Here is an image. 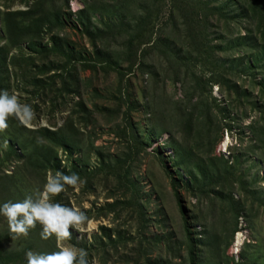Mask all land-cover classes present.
<instances>
[{
	"label": "rangeland",
	"instance_id": "374dc122",
	"mask_svg": "<svg viewBox=\"0 0 264 264\" xmlns=\"http://www.w3.org/2000/svg\"><path fill=\"white\" fill-rule=\"evenodd\" d=\"M202 1L218 7L223 5L222 9L237 17H248L243 10L246 5L243 0ZM45 2L48 14L52 13L53 7L61 16L58 17L60 21L50 17L37 43L49 50L56 46L60 48V53H52L51 65L59 67L58 74L63 79L69 80L74 76L79 90H75V96H65L62 101L64 106H59L58 112L53 115L50 114L54 107L51 100L54 101L55 96L42 97L38 100L40 103L32 105L35 107L36 104L38 109L34 111L31 107V122L27 125L19 123L29 131L27 136L31 140L37 130L46 128L65 132L64 128L72 125L73 131L69 134L73 147L70 155L60 150L55 152L57 170L48 173L44 182L40 177L28 174L23 163L0 164V204L6 200L20 202L26 196L43 191L50 174L76 173L82 183L66 185L60 200L56 195L50 197V202L77 209L85 213L88 220L78 231L70 227L71 237L61 239L55 235L43 236L39 223L30 228L24 237L11 233L6 218L0 216V251L14 252V245L20 255L22 253V259H19L14 253L7 252L5 256L9 261L3 259L0 264H27L28 252L50 254L66 247H72L77 252L83 249L89 264H192L191 257L196 249L201 257L200 264H246L251 258L259 257L264 262V207L252 212L250 226L246 225L243 213L238 233L232 238V221H229L232 228H226L229 222L224 226L225 221L219 219L220 209L214 219L211 209L215 204L210 207L203 188L198 189L196 184L190 183L197 180L202 184L206 182L203 178L207 174L203 158L224 157L229 167H235L245 179L250 178L247 182L251 180L253 190L258 193L255 201L264 205V182L261 181L264 178V152L254 148L258 147L257 142L264 145V132L253 135L255 129L264 127V110L260 109L258 98L261 96L260 89L254 85L264 78V62L255 63V55L264 49V42L255 25L244 19L240 30L229 34L225 28L235 24L219 23L215 14L208 15L209 23L206 19L203 22L202 15L197 17L202 20L194 26L200 30L192 38L189 16L181 18L178 9H173L176 4L173 0H69L68 11L65 10L64 0ZM6 3L0 1V12H24L33 5L32 1L28 2V7L24 2ZM145 3L147 5L142 6ZM75 5L82 7L74 10ZM83 11L85 14L81 15V22L77 15ZM172 15L175 16L174 22H170ZM143 20L146 22L141 24ZM122 23L125 26L130 24L131 29L122 33L125 29ZM137 25L136 35L139 38L135 51H143L155 41H165L173 43L177 53H182L184 61L191 57L187 66L183 64L180 70L176 68L178 80L173 72L176 60L170 58L167 61L164 44L160 43L152 49L148 58L154 69L150 78L140 72L137 63L130 64L120 53L127 41L124 36L133 32ZM246 30L250 35L246 34ZM98 33L107 35L108 41L104 42V47L98 48L100 53L96 54L94 43ZM204 35L211 40L208 44L217 47V50L205 54L198 50L205 42L202 41ZM0 45H5L1 27ZM20 50L28 56V43L14 49L9 57L17 55ZM191 74L196 75V79ZM53 76L54 73L51 74ZM11 77L8 94L15 95L19 103L30 106V95L34 90L26 87L28 80L22 79V74L18 77L11 74ZM49 79L42 80L49 82ZM50 82L53 84L52 80ZM199 82L202 84L199 88L205 95L212 88L211 97L217 99L223 109L228 108L226 112L212 110L213 128L222 129L220 133L223 135L213 147L199 146L192 138L195 134H190L181 122L188 112L187 106H194L198 99L195 89ZM55 86L61 89L62 82L56 81ZM190 92L192 97H188ZM242 96L244 98L240 101ZM36 99L37 95H33V102H37ZM79 103L86 108L85 113L77 108ZM210 103L213 104L211 99ZM250 103L257 107H251ZM193 120L196 122V117ZM149 125L154 131L153 136L144 137L149 136L146 134ZM11 127L13 130L20 129L18 126ZM7 128H10L8 123L0 130V135ZM137 128L143 135L141 147L130 140L138 135ZM7 135L0 137V160L2 158L4 162L11 161ZM23 140H27L24 135ZM178 149L184 158L174 162L170 158L177 157ZM235 157L239 159L238 164ZM124 161L125 164H121ZM127 169L133 175L124 178ZM19 173L22 182L14 188H6L5 178ZM179 178L182 184L176 181ZM225 178L231 189L236 188L234 180ZM128 180L143 190V217L133 204L132 195H126L123 189H119ZM185 180H188L186 184ZM134 185L130 186L132 190ZM235 199L240 200L237 194ZM33 228L37 230L33 232ZM24 241L33 247L23 253ZM245 242L252 243V246L260 245L255 246L260 253L245 248Z\"/></svg>",
	"mask_w": 264,
	"mask_h": 264
},
{
	"label": "trees",
	"instance_id": "16d2710c",
	"mask_svg": "<svg viewBox=\"0 0 264 264\" xmlns=\"http://www.w3.org/2000/svg\"><path fill=\"white\" fill-rule=\"evenodd\" d=\"M3 2H7L6 4L12 5L16 2L22 3L24 2L25 5L28 7V2L32 1L33 5L32 7L28 8L27 11H17V12H7L3 11L0 12V27L2 29V33H4V40L5 45H0V91H6L9 92V83L12 79L11 74L18 77L19 74H22V79L25 78L28 81H26L25 85L27 88L34 90L30 97L31 100L29 101L30 107L34 103H40L38 101L42 97H49V96H55L54 101L51 100V104L54 105V107L50 110V114L53 115L56 111L58 112L59 106H64L65 96H75V90H79L76 86V82L74 81V76H71L69 80L63 79V76H61L59 73V67L55 66L54 64L51 65V55L54 52L60 53V48L56 46L54 49L49 50L48 48L42 47L37 43V41H40L44 29L49 24L50 17L54 20H58V17L61 16V14L51 7L52 13L48 14L46 6L47 3L46 0H0ZM27 1V2H26ZM174 3H176L173 6V9H178L179 13L181 14V18H187L189 16V27L191 34L190 36L192 38H195L193 34H197L196 32H199V27H194L195 24L203 19V22H205V19L208 22V15L209 14H215L218 16L219 23L225 22L228 24H235L234 27H226L225 31L229 34H235L233 33L236 29L240 30V24L241 22L246 19V22H249L251 24H254L256 27V30L259 35H262V42H264V0H243V2L246 4L243 6V10H245L246 13H248V17L241 15L236 16V14L231 13L229 10L222 9L221 5L218 7V5H212L204 3L202 0H180L176 2V0H173ZM64 7L65 10L68 11L69 7V0H64ZM4 5V7L6 6ZM180 6H178V5ZM147 5L142 4V6ZM5 8L8 9V6ZM224 8V6H223ZM150 12H148L149 14ZM85 12H81L77 15V17H80V21H82L81 15H84ZM202 19H199L197 17L202 16ZM148 21V20H147ZM175 21V16L172 15V19L170 22ZM146 20L141 21V24L145 23ZM57 23V22H56ZM209 23V22H208ZM58 24V23H57ZM125 27L124 30H122V33H124L125 30L131 29V25L128 24L125 26L124 23H122ZM121 24V26H122ZM139 24V25H141ZM139 25L135 27L133 32L129 33L128 36H124L122 34V37H126L127 41L123 44V47L121 49V54L124 58H127L131 63H137L139 70L142 74H148L149 78L152 76V70H154L151 65L149 64L148 58L151 55L152 49L158 47V44H164L166 47V51H164L167 61L170 58H173L176 60L174 63V69L173 72L176 74V68L180 70L183 64L187 66L190 63L191 57H187V59L184 61L182 59V53L179 55L177 53V48L173 46V43H168L165 41H155L152 46L147 47V49H144L143 51H135V44L137 42V39L139 38L136 35V29L139 28ZM211 27V26H210ZM213 27V26H212ZM86 33H88L86 31ZM246 34L250 35V32L246 30ZM97 41L94 43V48L96 54H99L98 48L104 47V42H107L106 39L108 36L104 35L102 36L101 33H98L96 35ZM202 41H205L202 45H200V48L198 50H201L203 54L207 52H213L215 49L217 50V47H212L208 43H211V40L208 36L204 35ZM23 43H28V56L23 55V50H20L17 55L9 57L10 52H12L14 49L19 48V46ZM154 46V47H153ZM153 47V48H152ZM139 49V48H138ZM108 51V50H107ZM204 51V52H203ZM260 54H256L255 56V63L261 64L264 62V49H260ZM63 56V55H62ZM66 58V56H63ZM169 57V58H168ZM111 60V59H108ZM183 66V67H185ZM85 70L88 69V67H84ZM251 69V67H249ZM254 69V67H253ZM188 71V69L186 70ZM54 73V76L51 77V74ZM191 77L196 79V75L191 74ZM43 78H50L49 82H43ZM175 78H177V74L175 75ZM50 80L53 81L50 82ZM56 81H61L62 86L61 89L58 90L57 86H55ZM199 80H197L198 82ZM55 82V84H54ZM24 85V83H23ZM254 85H257L260 89V95L258 98L260 99V109L264 110V78H262L261 82L258 84L255 83ZM202 86L201 82L198 84V88L195 89L196 93L198 92V99L195 102V105L192 107L187 106V114L183 115L182 126L189 131L190 134H195V136H191L197 142L200 144L199 146L205 148V146H211L217 145L218 141H221L223 138V135L220 133L221 130L213 128L214 119L211 117L213 114V109L222 110L221 112H226L228 109H223L217 101V99L211 97V89L210 91L205 95L204 92L201 91L199 88ZM231 89V88H229ZM33 95H37V102H33ZM193 95L188 93V97H192ZM244 96L240 98V101H242ZM213 102V104L210 103ZM46 102H44L45 104ZM250 106L255 108L257 107L256 104L250 103ZM59 107V108H58ZM58 108V109H57ZM77 108H80L83 113H85L86 108L83 104L79 103L77 105ZM32 109L35 111L37 108L36 104L35 107H32ZM196 113L198 115H196ZM193 117H196V122L193 120ZM264 117V116H263ZM7 123L10 124V128L5 129L4 134L0 135V137H3L6 133L8 135L5 137L8 142V147L10 149L11 154V161H3L2 158L0 160L1 166L4 164H11L13 162L15 163H23L26 172L34 177H40L41 181H45V177L48 173L53 172V170H57L58 165H56V155L55 152L57 150L62 151L66 155H70L73 147L72 143V136H70V131L72 130V125L69 127L66 126L64 129H66L65 132H62V130H59L57 132L52 131L51 129H40L35 131L34 135L35 137L33 140H31L27 136V131L23 125L19 123L18 120H16L13 117H9L7 119ZM262 123H264V118L262 119ZM18 126L20 129L13 130L11 126ZM221 128V127H220ZM63 129V130H64ZM11 130V131H10ZM13 130V131H12ZM138 135L131 137L132 144L137 145L141 147L143 144V135L141 134V131L139 128ZM263 131L264 127L261 126L257 130L255 129L253 131V135H255L257 132ZM14 133L11 135V133ZM154 131L150 129V125L148 126V130L146 131V134H149V136L144 137H152ZM23 135L27 137V140H23ZM221 135V136H220ZM186 136V135H185ZM258 147H255V149L260 150L261 152H264V145L259 144L257 142ZM17 148V150H16ZM20 152V153H19ZM22 154V155H21ZM24 154V155H23ZM177 157L170 158L174 162L177 160L182 161L184 158V155L181 150L178 149ZM201 156V155H199ZM140 154H138V158L140 159ZM202 157V156H201ZM177 158V159H176ZM203 158V157H202ZM204 159V165L206 166L204 169L207 170L206 176L203 178L206 182L203 181V184L197 180L196 183L190 181L191 185H195L198 189L203 188L204 197L206 200L210 202V207H212L213 204H215L211 209V215L215 219V213H217L219 210L220 216L219 219L222 221H225L224 226H226V222L232 221L233 224V230H232V238L238 233V227H239V220L242 218L243 213L246 215V225L250 226L252 224V216L254 211H258V208L261 209L264 207V205H260V202L255 201L257 199V194L254 190V184H251V180L247 182L250 178H244L242 174H238L235 167H229V162L225 161L224 157H211V158H203ZM235 162L238 164L239 159L235 157ZM101 163H103L101 161ZM121 164H125V161ZM239 166V165H237ZM130 172L129 169L125 170L126 173H124L123 177H130L133 174L128 173ZM190 175H193V172L189 173ZM181 177V176H180ZM225 177H230L232 180L236 182V188L231 189L229 181ZM6 183L8 186L6 188H14L13 186H16L19 182H22V176L19 174L6 177ZM178 183L182 184V179L179 178V180H176ZM254 183L256 182L254 179L252 180ZM264 182V178L261 180ZM30 182V181H29ZM174 182V181H173ZM188 180H185L184 184H186ZM133 184L132 180H128V183H126L125 186H122V188L125 191L126 195H132L134 198V205L138 209V213L141 217L144 216V201H143V190L140 186H133V190L130 188ZM200 185V187H199ZM1 189H3L1 187ZM4 194H9V192H4ZM235 194H237L240 198V200L235 199ZM262 195V194H259ZM250 196V198L248 197ZM57 198L60 200L61 193L57 194ZM10 202V201H5ZM4 202V203H5ZM3 204V203H2ZM258 204V207L256 206ZM1 217H4L0 215ZM250 220V221H249ZM249 221V222H248ZM232 224L229 222L227 224L226 228H232ZM7 229V227H6ZM33 232L37 230V228H33ZM9 232H11L8 229ZM32 232V233H33ZM12 233V232H11ZM26 235H22L24 237ZM25 244V247L22 248V252H26L29 249L33 247V245L29 242H23ZM260 245H253L252 243L248 242L244 244L245 248L252 249L254 251L260 250L258 247ZM14 252H9L7 250L0 251V262L5 259L6 261H9L7 257L5 256L7 252L14 253L15 256L19 259H22V253L20 255L17 248L13 245ZM197 249L196 253H194L191 257L192 264H200L199 259L201 258L200 255H197ZM27 258V256H26ZM248 257H246L247 260ZM198 259V261H196ZM234 261V260H233ZM215 264H229V263H215ZM240 264V263H238ZM246 264H264L263 261L257 258L250 259V261H246Z\"/></svg>",
	"mask_w": 264,
	"mask_h": 264
},
{
	"label": "clouds",
	"instance_id": "9594fccd",
	"mask_svg": "<svg viewBox=\"0 0 264 264\" xmlns=\"http://www.w3.org/2000/svg\"><path fill=\"white\" fill-rule=\"evenodd\" d=\"M76 7L82 5H75L74 10ZM9 117L27 125L33 119V111L30 106L19 103L15 95L0 91V130L7 127ZM79 183H82V180L76 173L50 174L43 191H37L34 196H26L20 202L0 204V215L6 218L9 230L17 235H27L28 230L39 223L43 236L55 235L68 239L72 235L69 228L78 231L88 217L77 209L50 202V197L63 192L66 185L77 186ZM26 256L27 264H89L87 253L83 249L77 252L72 247L50 254L28 252Z\"/></svg>",
	"mask_w": 264,
	"mask_h": 264
}]
</instances>
